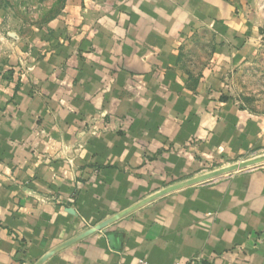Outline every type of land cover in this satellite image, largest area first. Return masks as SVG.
<instances>
[{
  "label": "crops",
  "instance_id": "1",
  "mask_svg": "<svg viewBox=\"0 0 264 264\" xmlns=\"http://www.w3.org/2000/svg\"><path fill=\"white\" fill-rule=\"evenodd\" d=\"M18 49L0 264H264V0H66Z\"/></svg>",
  "mask_w": 264,
  "mask_h": 264
},
{
  "label": "rangeland",
  "instance_id": "2",
  "mask_svg": "<svg viewBox=\"0 0 264 264\" xmlns=\"http://www.w3.org/2000/svg\"><path fill=\"white\" fill-rule=\"evenodd\" d=\"M107 1V0H105ZM66 0H0V75L9 71L21 43L55 20ZM20 53V52H19ZM264 111V110H260Z\"/></svg>",
  "mask_w": 264,
  "mask_h": 264
},
{
  "label": "built area",
  "instance_id": "3",
  "mask_svg": "<svg viewBox=\"0 0 264 264\" xmlns=\"http://www.w3.org/2000/svg\"><path fill=\"white\" fill-rule=\"evenodd\" d=\"M198 259H195V261H197ZM138 264H152V263H150V262H148V261H144V260H142V261H140ZM176 264H180V263H176Z\"/></svg>",
  "mask_w": 264,
  "mask_h": 264
}]
</instances>
